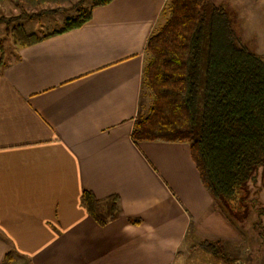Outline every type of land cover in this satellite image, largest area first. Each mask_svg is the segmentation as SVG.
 Here are the masks:
<instances>
[{
  "label": "crops",
  "instance_id": "crops-1",
  "mask_svg": "<svg viewBox=\"0 0 264 264\" xmlns=\"http://www.w3.org/2000/svg\"><path fill=\"white\" fill-rule=\"evenodd\" d=\"M167 4L111 0L77 28L5 49L0 264H182L193 240L235 250L244 242L202 184L188 143L131 136L152 103L146 46ZM84 190L119 195L120 215L99 225Z\"/></svg>",
  "mask_w": 264,
  "mask_h": 264
},
{
  "label": "trees",
  "instance_id": "trees-1",
  "mask_svg": "<svg viewBox=\"0 0 264 264\" xmlns=\"http://www.w3.org/2000/svg\"><path fill=\"white\" fill-rule=\"evenodd\" d=\"M26 1L60 5L69 0ZM110 1L95 0L61 28L41 36L19 25L13 29V42L31 45L77 28L90 19L95 6ZM167 13L166 23L146 46L143 83L152 103L135 121L132 139L188 143L210 195L227 207L239 204L255 170L264 165V56L250 51L222 4L168 0ZM0 52L2 68L6 61L1 39ZM81 203L101 226L121 213L117 194L97 199L84 190ZM258 212L264 214V209ZM195 248L218 258L219 264L240 259L239 250L229 255V244L220 240H199Z\"/></svg>",
  "mask_w": 264,
  "mask_h": 264
},
{
  "label": "rangeland",
  "instance_id": "rangeland-1",
  "mask_svg": "<svg viewBox=\"0 0 264 264\" xmlns=\"http://www.w3.org/2000/svg\"><path fill=\"white\" fill-rule=\"evenodd\" d=\"M94 1L69 0L60 5H36L26 0H0V39L2 45L5 49L13 45L12 32L19 25H22L27 32L41 36L61 28L68 18L77 16L80 11L90 7ZM211 1L226 7L237 33L242 37L250 51L264 56V0ZM48 10L57 11L44 13ZM14 18L15 20H12ZM2 20L12 21L6 23ZM147 111L148 109L144 106L139 118L145 116ZM254 176L255 179L248 181L243 199L239 204L227 207L218 203V207L227 221L238 228L241 238H244L243 243L235 245L240 255V259L236 260L239 262L238 264H247V252L250 255L248 260L250 264H253L260 254H264V233H261L263 230L261 226L264 225V214L258 212L264 209V165L255 170ZM224 230L227 231V229ZM198 242L193 240L184 247L186 254L181 257L182 264H219L221 262L218 258H213L209 254L194 249ZM233 252L236 250L231 246L228 253L235 255Z\"/></svg>",
  "mask_w": 264,
  "mask_h": 264
}]
</instances>
